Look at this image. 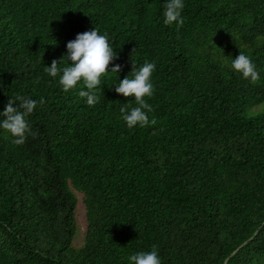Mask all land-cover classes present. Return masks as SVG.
Returning <instances> with one entry per match:
<instances>
[{
	"label": "trees",
	"instance_id": "16d2710c",
	"mask_svg": "<svg viewBox=\"0 0 264 264\" xmlns=\"http://www.w3.org/2000/svg\"><path fill=\"white\" fill-rule=\"evenodd\" d=\"M166 2L0 0V112L9 97L37 101V135L14 145L0 128V264H130L153 246L161 264H223L264 221V108L250 111L264 101V0H183L179 30ZM94 28L122 70L90 107L82 84L65 93L44 68ZM240 52L257 83L232 69ZM132 59L155 63L156 123L130 130L120 108L134 97L115 87ZM226 264H264V225Z\"/></svg>",
	"mask_w": 264,
	"mask_h": 264
},
{
	"label": "clouds",
	"instance_id": "9594fccd",
	"mask_svg": "<svg viewBox=\"0 0 264 264\" xmlns=\"http://www.w3.org/2000/svg\"><path fill=\"white\" fill-rule=\"evenodd\" d=\"M184 7L183 0H167L164 5V23L169 26L175 23L177 30H179L184 24L181 15ZM66 47V55L60 60L54 59L51 66H45L44 70L52 78L59 76V85L65 93L82 84L83 88H80L79 96L86 98L88 106L94 107L100 101L97 90L101 85L102 78L110 72L119 74L122 70V66L119 64H114L109 70V65L119 58L118 54L109 43L108 34L101 35L96 28L77 34L75 40L69 41ZM63 58H66L68 63L61 67L60 63ZM155 67L154 62L148 61L137 67L132 59V71L129 73L131 78L128 74L115 87V92L123 97H134L136 106L130 107L133 102L131 100L124 103L120 108L121 119L130 130L135 126L144 128L156 123L154 118L149 119L148 113H151L153 108L146 99L154 95L155 89L151 78ZM231 67L253 84L260 79L255 64L249 56L242 52L232 60ZM44 103L45 100L41 97L39 104L43 106ZM36 107V100L27 96L16 95L9 97L3 112H0V117H3L0 120V128L10 133L13 137L11 142L14 145H23L28 134L37 135V133L32 132L27 119ZM5 138L7 139V137ZM128 259L130 264H161L156 246H153L150 252L141 251L129 256Z\"/></svg>",
	"mask_w": 264,
	"mask_h": 264
},
{
	"label": "rangeland",
	"instance_id": "374dc122",
	"mask_svg": "<svg viewBox=\"0 0 264 264\" xmlns=\"http://www.w3.org/2000/svg\"><path fill=\"white\" fill-rule=\"evenodd\" d=\"M264 108V101L253 105L250 109L252 113L258 112ZM76 195L77 203L75 207V222H76V229L75 233L72 238L71 246L73 248H79L83 245L84 239V231L86 227V218H85V207L82 201V194L73 190Z\"/></svg>",
	"mask_w": 264,
	"mask_h": 264
},
{
	"label": "water",
	"instance_id": "95a60500",
	"mask_svg": "<svg viewBox=\"0 0 264 264\" xmlns=\"http://www.w3.org/2000/svg\"><path fill=\"white\" fill-rule=\"evenodd\" d=\"M264 225V221L261 223V225L258 227V229H260L262 226ZM258 229L254 232V234L251 236V237H249L247 240H245V241H243L240 245H238L225 259H224V262H223V264H226L227 263V261L229 260V258L231 257V256H233L234 254H236L237 253V251L239 250V249H241L243 246H245L252 238H253V236L258 232Z\"/></svg>",
	"mask_w": 264,
	"mask_h": 264
}]
</instances>
